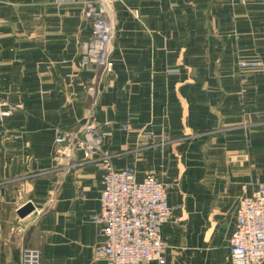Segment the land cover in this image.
I'll return each instance as SVG.
<instances>
[{
	"label": "crops",
	"instance_id": "0c3cea01",
	"mask_svg": "<svg viewBox=\"0 0 264 264\" xmlns=\"http://www.w3.org/2000/svg\"><path fill=\"white\" fill-rule=\"evenodd\" d=\"M92 1L0 0V264H104L102 164L54 147L91 111L114 166L166 188L165 264H231L238 200L264 185V0L114 1L109 79L81 68Z\"/></svg>",
	"mask_w": 264,
	"mask_h": 264
},
{
	"label": "built area",
	"instance_id": "2783aa9c",
	"mask_svg": "<svg viewBox=\"0 0 264 264\" xmlns=\"http://www.w3.org/2000/svg\"><path fill=\"white\" fill-rule=\"evenodd\" d=\"M114 1L94 0L83 7L84 17L91 22V36L82 48L81 68H92L107 79L114 69V28L108 11ZM238 67L253 71L259 64L241 62ZM8 116V111L0 110V119ZM108 135L96 124L93 111L75 130H57L54 135V147L67 159H73L79 151L83 162L96 157L103 167L100 208L91 218L101 239L94 257L104 264H165L162 228L171 217L166 188L152 175L137 181L131 168L117 169L113 157L103 149ZM229 259L231 264H264V185H259L251 197L238 200ZM20 264H41L40 250L23 249Z\"/></svg>",
	"mask_w": 264,
	"mask_h": 264
},
{
	"label": "water",
	"instance_id": "95a60500",
	"mask_svg": "<svg viewBox=\"0 0 264 264\" xmlns=\"http://www.w3.org/2000/svg\"><path fill=\"white\" fill-rule=\"evenodd\" d=\"M35 211L33 205L31 203H26L21 208L17 210V216L20 219H24L28 217L30 214H32Z\"/></svg>",
	"mask_w": 264,
	"mask_h": 264
}]
</instances>
